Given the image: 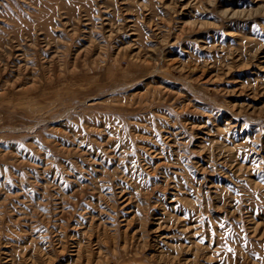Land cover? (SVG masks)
<instances>
[{
  "label": "rangeland",
  "instance_id": "1",
  "mask_svg": "<svg viewBox=\"0 0 264 264\" xmlns=\"http://www.w3.org/2000/svg\"><path fill=\"white\" fill-rule=\"evenodd\" d=\"M0 264H264V0H0Z\"/></svg>",
  "mask_w": 264,
  "mask_h": 264
}]
</instances>
